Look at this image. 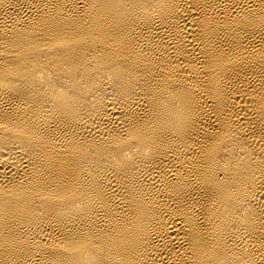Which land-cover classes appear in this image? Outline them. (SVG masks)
<instances>
[{"label": "bare ground", "instance_id": "1", "mask_svg": "<svg viewBox=\"0 0 264 264\" xmlns=\"http://www.w3.org/2000/svg\"><path fill=\"white\" fill-rule=\"evenodd\" d=\"M0 264H264V0H0Z\"/></svg>", "mask_w": 264, "mask_h": 264}]
</instances>
